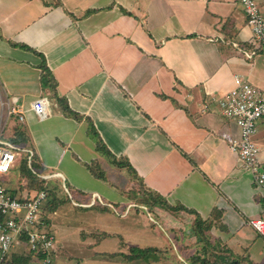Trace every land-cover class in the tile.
<instances>
[{
  "label": "crops",
  "instance_id": "crops-1",
  "mask_svg": "<svg viewBox=\"0 0 264 264\" xmlns=\"http://www.w3.org/2000/svg\"><path fill=\"white\" fill-rule=\"evenodd\" d=\"M252 37L238 0H0V136L25 131L49 174L69 177L91 202L126 203L129 193L104 182H116V165L95 129L132 165L136 185L196 210L235 252L264 264V236L251 225L264 216V193L230 148L240 127L212 100L236 75L264 93V56L242 50ZM38 98L44 119L32 109ZM12 104L23 122L8 114ZM254 140L264 169V116Z\"/></svg>",
  "mask_w": 264,
  "mask_h": 264
},
{
  "label": "rangeland",
  "instance_id": "rangeland-1",
  "mask_svg": "<svg viewBox=\"0 0 264 264\" xmlns=\"http://www.w3.org/2000/svg\"><path fill=\"white\" fill-rule=\"evenodd\" d=\"M222 117L226 122L230 120L235 123L224 114ZM9 134L7 128L4 135ZM26 146L32 148L36 154L32 168L36 173L46 175L45 185L48 189L55 190V195L61 201V206L57 214L51 216L48 227L57 236L55 264H193L191 258L203 250L202 247L207 244L206 241H211L206 254L210 262L227 264L222 260V255L229 254L227 250L231 244L228 241L226 244L217 240L219 236L210 223L203 225L207 240L198 239V233L195 230L196 214L187 212L186 210L191 208L186 205L170 204L167 201L169 207L163 206L164 208H161L163 210L157 209L161 207L159 205L152 206V202L144 206L140 202L142 196L138 192L137 196L133 197L135 198L133 202L128 203L130 199L127 196L126 203L111 199L110 201H116V204L107 205V196L104 195L102 199L106 203L97 197L96 200L102 202V205L97 202L95 207H88L90 204H83V202L89 201L92 194L86 193L84 196L78 192L76 185L71 184L69 177H48L50 170L42 166L33 141L27 142L23 147ZM22 155L25 157L24 153ZM111 166L109 171L113 172L112 178L115 177L116 182L109 178L104 182L106 185L116 184L117 192L125 195L126 189L134 178L127 168ZM0 179L11 192L16 190L21 193L20 186L24 182V174L19 170L9 175H0ZM85 180L86 178L82 182ZM135 189L137 190V187ZM131 246L153 247L158 256H154L152 261L146 263L130 260L125 253L130 254ZM230 248L232 249L231 246Z\"/></svg>",
  "mask_w": 264,
  "mask_h": 264
},
{
  "label": "built area",
  "instance_id": "built-area-1",
  "mask_svg": "<svg viewBox=\"0 0 264 264\" xmlns=\"http://www.w3.org/2000/svg\"><path fill=\"white\" fill-rule=\"evenodd\" d=\"M247 15L253 37L251 48L242 49L248 59L264 56V11L257 0H238ZM221 112L240 127V137L230 140V148L238 154L243 165L252 171L254 182L264 193V169L259 159L260 148L254 140L257 121L264 116V93L242 75H236L234 86L220 96L213 97ZM33 111L44 119L48 117L47 103L44 98L35 100ZM8 114L25 119V110L18 104L8 106ZM26 154L27 164L33 170L35 151L22 147L0 136V175H7ZM38 176L45 179L46 175ZM58 174H49L54 178ZM11 192L0 179V263L14 251L25 245L36 254L42 253L41 263H52L57 251V236L48 228L43 214L44 203L48 200L46 190L24 193V189ZM95 202L90 203L92 205ZM252 227L264 236V216L251 220Z\"/></svg>",
  "mask_w": 264,
  "mask_h": 264
},
{
  "label": "trees",
  "instance_id": "trees-1",
  "mask_svg": "<svg viewBox=\"0 0 264 264\" xmlns=\"http://www.w3.org/2000/svg\"><path fill=\"white\" fill-rule=\"evenodd\" d=\"M47 76H48L47 73H44V75L42 76L44 84L49 83ZM93 132L96 134L98 151H100L102 155L108 157L112 164L119 166V167L128 168V171L130 172V174L134 176L135 178H138L136 171L133 169L132 165L128 162V160L117 158L110 151V149L106 146V144L102 141V139L99 137L95 129H93ZM10 141L23 147L24 144H26L27 142L30 143L31 137L25 131L18 130L10 138ZM35 157H36V154H35ZM87 166L94 175H96L99 178H105V170L102 169L99 162H93L90 164L87 163ZM98 168L100 170H98ZM16 170H19L21 173L24 174V182L21 185V189H24V193L29 194V193H32L33 191L43 190V189L48 192V200L44 203L43 214L46 219V224L49 227L51 216H55L57 214V210L61 206L60 198H58L55 195V190L47 188V186L45 185L44 178L38 176L36 173L33 172L32 169L29 168L27 164L26 154H25V157L22 156L19 164L16 167H14L7 175L15 173ZM134 182L135 181L132 180L130 182L131 189L126 190V192L129 193V199H131L130 202H133L132 200H135V198L133 197H136L137 193L139 192L140 196H142L140 200L142 205L147 206V203L152 202L151 204L152 206L154 205L161 206V207H158L159 209L164 208L163 206L169 207L168 202L163 197H161L160 194L150 191L143 184L139 183L136 185ZM136 187H137V190L135 189ZM97 202L102 205V202L96 200L92 205H89L88 207H95L97 205ZM85 203L86 202H83V204ZM162 203H165L166 205H161ZM81 207L84 208L83 206ZM104 207H108V206H104ZM186 211L196 214L197 220L195 223V230L198 233V239L207 240L203 225L204 223L205 224L210 223L212 226H214L213 221L210 219L202 218L196 210L187 209ZM217 238H218L217 240H219L221 243L224 242L221 238L219 237ZM206 243L207 244L202 247L203 250L199 251L197 255H194L191 258V262L193 264H217L216 262L211 263L209 258L206 256V254L208 253V247L209 245H211V241L210 242L206 241ZM227 251H229V254L222 255V260L224 261V263L254 264L252 260L249 258V256L245 254L246 250L244 251V253H236L228 246ZM41 255L42 253L36 254L33 250L28 249V247L25 245L20 250L18 249L17 251H14L8 258H6L0 264L10 263V262L14 264H43L40 261ZM125 256L130 260L142 261L146 263V262L152 261L154 256H158V253L156 252V249L153 247L131 246L130 254L128 255L125 253ZM56 257H57V251H56V254L52 256L53 260H52V263L50 264H55Z\"/></svg>",
  "mask_w": 264,
  "mask_h": 264
}]
</instances>
